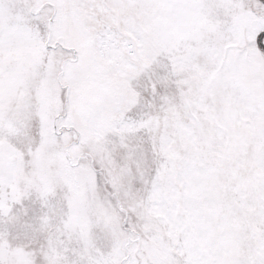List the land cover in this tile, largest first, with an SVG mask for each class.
<instances>
[{"label": "snow or ice", "instance_id": "6c2138e0", "mask_svg": "<svg viewBox=\"0 0 264 264\" xmlns=\"http://www.w3.org/2000/svg\"><path fill=\"white\" fill-rule=\"evenodd\" d=\"M0 264H264V0H0Z\"/></svg>", "mask_w": 264, "mask_h": 264}]
</instances>
